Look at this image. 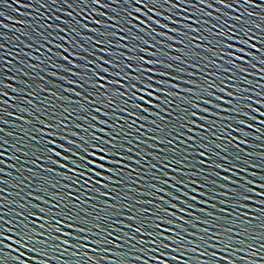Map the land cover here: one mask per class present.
<instances>
[{"label":"snow or ice","instance_id":"obj_1","mask_svg":"<svg viewBox=\"0 0 264 264\" xmlns=\"http://www.w3.org/2000/svg\"><path fill=\"white\" fill-rule=\"evenodd\" d=\"M62 3L79 12L47 18L58 51L46 47L51 32L36 35L49 62L58 58L60 72L51 75L67 81L57 87L70 95L45 87L48 118L28 121L24 155L34 167L21 165L29 176L15 187L30 190L20 201L0 195V264H237L238 253L264 256V181L248 179V167L241 179V163L262 169L264 152L252 163L241 148L249 141L232 136L252 135L249 119L264 126V24L251 19L264 21V0ZM0 60L6 75L10 61ZM0 85L7 97L3 89L13 85ZM0 174L11 175L3 167Z\"/></svg>","mask_w":264,"mask_h":264},{"label":"water","instance_id":"obj_2","mask_svg":"<svg viewBox=\"0 0 264 264\" xmlns=\"http://www.w3.org/2000/svg\"><path fill=\"white\" fill-rule=\"evenodd\" d=\"M42 2L46 5L42 7ZM215 2V0H213ZM31 4L32 7H26V5ZM217 8H222L218 3L216 4ZM19 9V11H16ZM67 11H72L75 16L77 12H79V8L75 9H65L62 3V0H58L55 4H53V0H21L20 4L15 3V0H0V45H3L0 48V58L6 57L10 64L7 65L8 71L6 75L0 76V80H4L5 83L13 85V88H24L25 92L17 93L13 90V88H4V91L8 92L7 97H0V101L7 100L8 103L3 105L6 109V113H13L14 115H7L5 112H0V143H4V147L0 148V151H5L6 155L4 157H0L6 161L4 164H0V167L5 168L6 172L11 173V175H3V180L6 183L0 184V188L7 189L6 193L0 195H6L8 200H16L20 201L22 197L26 198V193L30 190L29 188L21 185V188H16L15 185L20 183V179H24L29 176V173L21 167V165H26L27 167H34L31 164H28L27 161L30 157H26L24 152L28 151V145L32 143L27 136L28 129L31 127V124L28 121H31L33 124H36V118L47 120L48 111L46 108L48 107L45 103V97L49 96L50 93H46L44 88H51L57 93H63L65 95H70L64 91V88L69 87L67 81L58 80L56 77H53L51 73L53 71L60 72L59 69H56L52 66L58 58L52 56V61L49 62V53L46 51V47H51L53 52L58 51L55 46L56 42L59 41L58 37L55 35V30L51 28H47V23H51L52 21L47 20L49 16L53 14L55 16H61L65 20L69 19L66 15ZM101 11H106L105 9H101ZM110 11V10H108ZM208 11H213L214 9H208ZM223 11H232L230 9H223ZM244 13L245 17H247V12H244V9L240 10ZM251 11H259L258 9H248ZM233 15L238 13L234 12ZM97 19H103V17L97 15ZM227 18V17H225ZM76 19H80L79 16H76ZM256 23L264 24V21L259 20L257 17H251ZM55 23H59V21H55ZM213 23H216L213 20ZM249 27L252 25L249 24ZM51 32L52 36L49 39L54 41L53 44L42 46L43 40L37 39V33ZM63 35V33H61ZM31 45V47H29ZM239 55V53H238ZM39 57V59H37ZM219 62V61H218ZM255 62V61H254ZM2 63V60H0ZM34 65H39V67H33ZM227 67V65H226ZM250 72H256L257 69H253L249 66ZM24 73H28L27 76ZM62 75H68L67 73H61ZM41 77L44 80H41ZM250 80H257L259 76H249ZM52 80L55 83L46 84L44 81ZM27 81V83H24ZM264 83V81H262ZM58 84H63L64 88L57 87ZM256 90V85L253 83L251 85ZM2 88V85H0ZM35 91L37 95L35 97L27 95V93ZM220 94V93H218ZM247 95H253L255 99V93H248ZM14 96L21 97L20 99H12ZM30 101V103H29ZM53 104H62L64 101L57 100L56 97H52ZM255 106V105H254ZM23 109H27V111H22ZM37 108L40 109L37 112ZM261 111L264 112V108H261ZM253 115H258L253 113ZM19 117H23V120L19 119ZM103 118V117H102ZM245 118V117H241ZM260 120H264V116L259 117ZM4 121H7L5 123ZM77 123H83V121H77ZM147 123V122H144ZM235 126V122H232ZM249 123L255 124V128H246V132H251L252 135L247 136L244 133H237L235 131L232 132V136H239L240 139H246L249 141L248 145H241L242 149H245L249 153H253V156L250 158L252 163H260L261 157L259 153L264 152V148L259 147L264 144V126L260 125L258 121H253L249 119ZM37 126H39L37 124ZM102 126V125H101ZM82 135H86L83 131ZM99 134V133H98ZM151 135V132H149ZM224 135H227L225 132ZM257 136H260L261 139H257ZM142 139H146V137H142ZM202 139V137H201ZM235 141H233L234 143ZM152 143V141H149ZM217 143H220L217 140ZM143 149L144 146L141 145ZM17 149H23L24 151H18ZM59 150V149H58ZM147 151H152L151 148H148ZM236 152H230L228 155L230 157L235 156ZM241 156H244V152L239 153ZM12 157H19L20 159H13ZM155 163V161H153ZM12 164H15L16 167H10ZM135 168L136 165H133ZM248 167L249 172L247 174L248 179H254L258 183L264 181V168L262 169H254L249 165H245L241 163V179L244 178L243 168ZM252 172H258L259 175L253 176ZM223 175H228V173H223ZM19 177V179H17ZM260 189H257L259 191ZM20 192V195L17 196L16 193ZM203 198V197H202ZM217 208L222 207L219 204V200L216 201ZM183 206V205H182ZM8 207H17L16 205H7L5 211H7ZM256 205L253 204V207L249 209L255 214ZM11 215V213H10ZM254 235L257 233H253ZM247 243H253L252 241H248ZM239 247V245H237ZM247 247V244L244 246ZM128 249L125 248L124 251ZM255 250L259 251L257 247ZM71 251V250H70ZM175 255V253H173ZM240 256H249L250 260L248 262L242 261L239 259ZM237 264H255L256 260L264 261V256L251 257L250 252L238 253Z\"/></svg>","mask_w":264,"mask_h":264}]
</instances>
